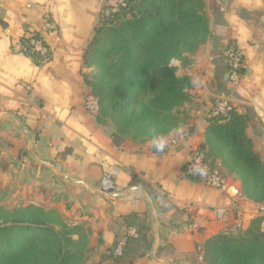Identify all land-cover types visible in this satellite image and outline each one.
I'll return each instance as SVG.
<instances>
[{
  "label": "crops",
  "instance_id": "crops-1",
  "mask_svg": "<svg viewBox=\"0 0 264 264\" xmlns=\"http://www.w3.org/2000/svg\"><path fill=\"white\" fill-rule=\"evenodd\" d=\"M106 2L0 0V154L6 146L18 148L20 129L33 171L48 169L63 192L64 203L46 207L88 229L87 264H206L203 242L236 223L245 229L262 203L244 194L241 180L220 160L224 191L187 177L184 165L206 143L208 118L223 97L246 116L247 133L264 161V0H204L206 42L187 53L190 63L172 61L192 82L190 99L180 107L186 135L163 152L151 147L152 138L117 136L110 119L86 108L94 68L85 65L84 53ZM46 16L55 30L45 29ZM31 31H40L52 51L43 64L22 50L21 38ZM231 42L244 55L243 76L235 84L224 56ZM111 168L116 190L105 194L101 178ZM135 179L158 188L157 200ZM131 229L137 235H128ZM125 237L124 254L117 257L112 251Z\"/></svg>",
  "mask_w": 264,
  "mask_h": 264
},
{
  "label": "trees",
  "instance_id": "trees-1",
  "mask_svg": "<svg viewBox=\"0 0 264 264\" xmlns=\"http://www.w3.org/2000/svg\"><path fill=\"white\" fill-rule=\"evenodd\" d=\"M104 5L95 34L84 53L93 67L88 83L98 98L99 119H110L117 136L152 138L151 131L168 135L180 126V107L190 99L189 76L177 73L172 61L190 63L210 34L204 0H127L107 14ZM21 38L23 52L37 64L47 58L24 50L40 31ZM207 155L240 179L244 194L264 202V161L247 133L246 116L236 108L208 118ZM149 197L157 200L158 188L135 179ZM264 217H254L238 232L229 229L207 238L202 246L206 264H264ZM88 229L68 221L56 209L35 203L0 214V264H87ZM114 251V249H113ZM112 251V252H113Z\"/></svg>",
  "mask_w": 264,
  "mask_h": 264
},
{
  "label": "built area",
  "instance_id": "built-area-1",
  "mask_svg": "<svg viewBox=\"0 0 264 264\" xmlns=\"http://www.w3.org/2000/svg\"><path fill=\"white\" fill-rule=\"evenodd\" d=\"M126 4L127 0H107L105 6L116 12L121 7L126 6ZM109 9H104V11H106V13L108 14ZM44 27L47 31H53L56 29L53 20L48 16L45 17ZM31 33L32 32H29L27 36H31ZM45 42L46 40L44 36L40 39H32L30 41V48H27L25 46L24 50L31 54L41 55L45 60L49 54V49L44 44ZM224 56L228 65V80L235 84L239 82L241 77L243 76L244 55L236 46V44L234 42H231L225 50ZM86 108L93 112L99 111L98 100L94 96L89 97L86 100ZM234 108L235 107L233 103L228 98L223 97L216 103L210 116L217 114H226L234 110ZM185 135L186 133L183 132L182 136H170L168 138L169 145L167 148L176 146L185 137ZM198 159L200 160L201 165L206 167V173L203 176L194 175L189 172L190 167L194 165ZM184 173L187 177L204 182L210 187L217 188L223 191L227 188V183L223 177L220 165L216 162H213V160L207 155V149H204L202 147H197L191 152L189 159L184 165ZM115 176L116 171L114 168H111L103 174L100 184V188L103 193L110 194L116 190ZM259 211L260 215L264 217V202L261 204ZM218 213L220 216H222L225 213V210L219 209ZM241 229L243 228L240 223H236L231 228H229V230L232 232H238ZM128 235H137V229L129 230ZM126 240L127 238L125 237L117 242L113 251L115 256H123L124 248L126 246Z\"/></svg>",
  "mask_w": 264,
  "mask_h": 264
},
{
  "label": "rangeland",
  "instance_id": "rangeland-1",
  "mask_svg": "<svg viewBox=\"0 0 264 264\" xmlns=\"http://www.w3.org/2000/svg\"><path fill=\"white\" fill-rule=\"evenodd\" d=\"M16 135L18 148L6 146L5 153L0 154V214L34 202L45 208L47 204L64 203L63 192L52 184L57 181V176L48 169L33 171L26 139L20 129H17ZM25 156L27 160L23 162ZM66 206H69L68 202Z\"/></svg>",
  "mask_w": 264,
  "mask_h": 264
},
{
  "label": "clouds",
  "instance_id": "clouds-1",
  "mask_svg": "<svg viewBox=\"0 0 264 264\" xmlns=\"http://www.w3.org/2000/svg\"><path fill=\"white\" fill-rule=\"evenodd\" d=\"M170 135L182 136L183 128L177 127L176 129L173 130V133H170ZM151 136H152L151 147L156 152H163L168 147L169 145L168 136L157 133L155 130L151 131ZM189 172L194 175L203 176L206 173V167L202 166L200 160L198 159L196 163L190 167Z\"/></svg>",
  "mask_w": 264,
  "mask_h": 264
},
{
  "label": "water",
  "instance_id": "water-1",
  "mask_svg": "<svg viewBox=\"0 0 264 264\" xmlns=\"http://www.w3.org/2000/svg\"><path fill=\"white\" fill-rule=\"evenodd\" d=\"M22 130H23V132L25 133V136H26V138H27L28 143L31 144V139H30V137H29V134L27 133V130H25L24 128H23ZM149 201H150V203L152 204V206L154 207L153 201H152L150 198H149Z\"/></svg>",
  "mask_w": 264,
  "mask_h": 264
}]
</instances>
